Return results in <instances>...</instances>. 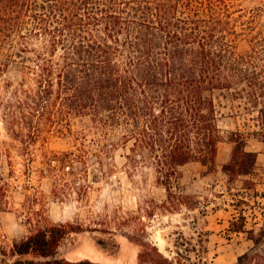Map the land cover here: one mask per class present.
Returning <instances> with one entry per match:
<instances>
[{
	"label": "trees",
	"instance_id": "1",
	"mask_svg": "<svg viewBox=\"0 0 264 264\" xmlns=\"http://www.w3.org/2000/svg\"><path fill=\"white\" fill-rule=\"evenodd\" d=\"M259 14L234 0H0V109L9 137L0 131V163L5 156L12 166L20 155L30 178L36 151L53 171L73 154L104 165L122 149L129 169H153L163 204L175 209L197 203L180 185L182 167L200 162L214 171L224 141L232 145L223 165L229 183L252 175L258 153L247 149L246 133L221 127L216 94L257 112L251 134L264 143ZM55 132L71 134L77 151L45 149ZM4 178L0 195L10 186ZM27 221L38 228L1 247L0 264H108L59 256L65 239L89 231L83 224L50 222L40 210ZM150 258L176 264L155 246L139 254L141 264Z\"/></svg>",
	"mask_w": 264,
	"mask_h": 264
},
{
	"label": "rangeland",
	"instance_id": "2",
	"mask_svg": "<svg viewBox=\"0 0 264 264\" xmlns=\"http://www.w3.org/2000/svg\"><path fill=\"white\" fill-rule=\"evenodd\" d=\"M234 2L259 12L264 22V0ZM10 76L14 82L21 78L15 73ZM216 101L221 127L246 133L247 149L258 153L252 175L229 183L223 165L232 145L224 141L219 145L214 171L200 162L182 167L180 185L197 203L175 209L163 204L166 192L155 185L153 169H129L122 149L115 151L113 158H106L104 165L94 155L84 165L73 154L75 161L53 171L36 151L32 178L22 156L14 154L12 166L4 156L0 174L10 186L0 195V248L9 249L16 239L38 228L27 219L40 210L47 221H71L89 229L62 243L59 256L71 260L141 264V251L155 246L176 264H233L244 254L250 255L245 264H264V143L251 134L258 129L253 119L257 112L231 97L216 94ZM3 126L0 109L1 137L7 140ZM82 127L77 119L73 128ZM44 145L51 152L77 151L71 134H49ZM145 264L155 261L150 258Z\"/></svg>",
	"mask_w": 264,
	"mask_h": 264
}]
</instances>
